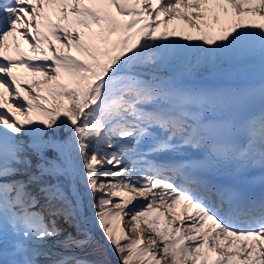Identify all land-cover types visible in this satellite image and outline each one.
Returning <instances> with one entry per match:
<instances>
[{"label":"snow or ice","instance_id":"obj_1","mask_svg":"<svg viewBox=\"0 0 264 264\" xmlns=\"http://www.w3.org/2000/svg\"><path fill=\"white\" fill-rule=\"evenodd\" d=\"M85 206L117 264H264V0H0V264H111Z\"/></svg>","mask_w":264,"mask_h":264},{"label":"trees","instance_id":"obj_2","mask_svg":"<svg viewBox=\"0 0 264 264\" xmlns=\"http://www.w3.org/2000/svg\"><path fill=\"white\" fill-rule=\"evenodd\" d=\"M92 238L93 244L91 245V247L85 248L84 253H82V255H86L89 260L111 261V264H117V258L114 252L108 249L96 237L92 236Z\"/></svg>","mask_w":264,"mask_h":264},{"label":"rangeland","instance_id":"obj_3","mask_svg":"<svg viewBox=\"0 0 264 264\" xmlns=\"http://www.w3.org/2000/svg\"><path fill=\"white\" fill-rule=\"evenodd\" d=\"M86 205H87V204H86ZM85 208L88 209L87 206H85ZM88 210H90V209H88ZM88 218H93V216L89 214V217H88ZM95 225H96V224H95ZM91 234H92L93 236L97 237L99 240H101V242H102L107 248H109L110 250H112L111 247L108 245V243L105 241V239H104L102 233L100 232V230H99V228H98L97 226H96L95 228H93V230L91 231Z\"/></svg>","mask_w":264,"mask_h":264}]
</instances>
